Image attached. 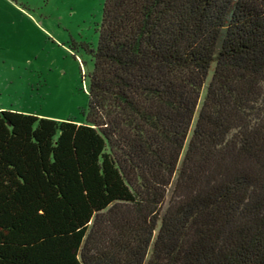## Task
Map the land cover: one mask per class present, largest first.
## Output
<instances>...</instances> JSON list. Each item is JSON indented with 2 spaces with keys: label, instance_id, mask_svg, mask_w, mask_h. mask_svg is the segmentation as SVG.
Returning <instances> with one entry per match:
<instances>
[{
  "label": "trees",
  "instance_id": "16d2710c",
  "mask_svg": "<svg viewBox=\"0 0 264 264\" xmlns=\"http://www.w3.org/2000/svg\"><path fill=\"white\" fill-rule=\"evenodd\" d=\"M87 49L85 123L0 110V264H264V0H105Z\"/></svg>",
  "mask_w": 264,
  "mask_h": 264
},
{
  "label": "rangeland",
  "instance_id": "374dc122",
  "mask_svg": "<svg viewBox=\"0 0 264 264\" xmlns=\"http://www.w3.org/2000/svg\"><path fill=\"white\" fill-rule=\"evenodd\" d=\"M104 2L0 0V110L86 122Z\"/></svg>",
  "mask_w": 264,
  "mask_h": 264
}]
</instances>
